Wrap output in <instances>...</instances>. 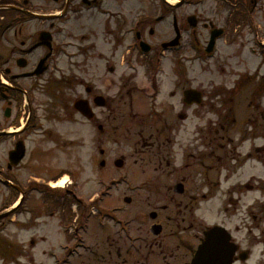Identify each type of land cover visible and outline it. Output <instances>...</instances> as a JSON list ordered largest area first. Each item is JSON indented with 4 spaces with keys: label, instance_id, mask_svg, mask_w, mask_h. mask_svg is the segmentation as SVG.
I'll use <instances>...</instances> for the list:
<instances>
[{
    "label": "flooded vegetation",
    "instance_id": "flooded-vegetation-1",
    "mask_svg": "<svg viewBox=\"0 0 264 264\" xmlns=\"http://www.w3.org/2000/svg\"><path fill=\"white\" fill-rule=\"evenodd\" d=\"M5 1L7 0H0V80L7 82L0 84V207L2 210H8L16 202L17 209L22 207V198L20 201L18 200L22 186L15 173L22 169V163L11 166L9 154L16 142L25 140L26 137L27 125L25 124L27 122L22 113L25 114L30 105L31 107L32 105L44 106V100L35 98L34 92L37 89L33 83L28 85L27 81L37 80L36 77L30 76V73L33 72L37 60L45 50L43 46L36 45L39 40V31L42 30L43 20L41 17L43 15L56 16V21H54L56 23L49 24L52 35L51 57L54 54H59L65 44L75 47L78 52L71 58L72 62L69 64L71 73L59 84L61 88H65L77 81L83 88V95L79 94L77 97L85 99L88 103L86 104L90 105L94 111L92 119L85 121L95 130H98L97 126L100 125L99 142L105 145L112 138L118 140H125L126 137L134 138L135 155L144 161V166L150 167L143 169L144 174H147L146 170H152L157 176H166V173H171L177 175L182 184V192H176L179 182L163 189L159 187L157 190L149 191L152 198L155 195V200H150V198L148 200L144 196L145 188H134L131 191H125L122 196L123 200L120 203L125 206H112L99 211H94L95 204L84 205L78 210L80 205H75V215L72 212L71 203L69 207L66 205L58 207L60 211L64 212L66 209L68 212L60 219L58 217V221L68 220L60 227L64 238L68 240V245H65L63 250L65 253L74 254L77 252L80 257L69 261L68 264H117L118 262L109 260L114 256L116 258L127 256L120 264H191L196 248L203 239L204 229L207 228L199 214L200 205L218 182L208 181L209 171H205L200 187L194 184L196 180H191L193 171L190 169L197 164H204L202 158H198V160L193 158L197 157V154H190L186 151L182 164L172 166L170 152L175 143L173 132L177 123L175 118L179 119L189 107H193L195 110L214 111L215 104L213 100L208 99L212 97L210 95L212 93L213 96L219 93L232 97L239 96L241 92H247L250 101L248 106L254 107L253 111L262 115L261 99L264 95V73L259 70L264 65V0H211L219 11L226 12L221 14L223 19L225 18V24L221 26V38L229 35L232 40V37L239 36L238 28H233V26L239 27L240 24H244L245 34L243 40L240 39L241 44L247 45L255 42L259 46L261 57H259L255 69L243 71L237 79L233 80L232 86L227 89L220 87L221 82L212 86L214 88L211 87V89L214 91L210 92L204 90L205 88L201 84L189 85V81L186 79L185 63L192 61L193 57L185 56V59H181L182 63H172L173 65L179 64L177 68H173L177 73L171 72V68L168 67L175 82L173 88L167 92V98H164L163 101H159L157 98L156 103L149 107L148 103L143 102L145 99L146 101L150 99L153 89H159L160 95L162 94L161 75L166 73L164 67H162L163 74L156 71L157 42L159 44L169 42L172 39L169 31H173V28L180 33L188 32L190 35L192 34L188 48L192 47L193 54H197V59L202 58L200 55L202 47L199 44L198 36H196L197 28L201 27L208 32L210 25H216L215 21L209 18H206L209 21L207 24L202 21L204 18L201 6L204 0H173V2L171 0H54L58 10H51L47 14L34 10L29 6L28 0H16L14 8L11 9L6 8ZM83 15L92 16V18L98 17V20L93 19L95 27L91 28L86 24L87 33H84V26L81 28L82 32H78L75 25L73 27L68 25L66 31L59 29L58 22L63 18L67 17L69 21L71 19L77 21V18ZM190 15L194 16L193 19L196 22V26L192 28L189 27L187 21ZM231 15L233 19H231ZM30 16L35 18L28 19ZM235 21L238 23L235 24ZM32 23L31 31L28 28ZM81 25L84 24L81 23ZM163 26L168 30L167 40H160L165 31ZM107 33L110 40L108 50L90 51L97 43H106ZM72 40H76L77 43ZM140 41L148 44L151 55L124 56L122 54V47L127 52L130 43L140 48ZM124 43H126L125 46ZM33 46L35 47L32 49ZM180 47L181 53H183L184 42H181ZM118 48L120 51L118 57L120 73L118 79H115L116 68L113 56ZM90 52L93 53L91 56ZM34 55L38 57L34 59ZM127 63L136 67L128 69L125 65ZM123 65L124 69H122ZM53 68L57 69V65L53 64L52 71L54 72L52 74L58 72ZM138 69L141 70L146 85L143 80L137 78L136 70ZM75 71H82V75ZM106 74L115 79L112 87L118 80V86L114 93L108 92L110 89L105 85ZM42 78L54 79L49 72H46ZM177 82H180V86L176 84ZM188 87L201 91L202 100L198 105L188 106L182 100V92ZM42 94H50L53 98L49 99L50 103L57 102V106L62 107L61 110L65 112L66 116L68 105H64L65 99L59 95V91L57 94L43 91ZM97 96L104 98L102 107L95 106ZM22 99H24V105L27 106L23 111ZM172 99L175 100L172 101ZM254 99L258 101V104ZM72 100L74 99H70V102ZM253 103L256 105L253 106ZM97 108H99L98 111ZM44 112L47 116L48 113L45 110ZM97 114L99 115L97 116ZM22 125L24 126L22 127ZM219 125L222 129L225 128L222 123ZM219 130L212 131L211 137L206 136V145L210 148L203 156L213 166H219L218 163L223 161L220 155L214 156L220 149L217 139ZM231 146L233 149L237 148L236 145ZM222 149H225V146ZM103 150V154L107 156V150ZM257 154L264 156V151L260 149ZM229 156L230 153H227L225 160ZM226 177L228 176L226 175ZM6 182H9L10 185ZM203 185L206 188L204 194L199 192ZM50 192L61 195V192L58 191ZM62 198V202H65L64 196ZM225 204H227L226 207ZM234 205L235 201L224 193L220 207L222 209L225 207L224 214H228V216L226 215L228 222L233 220ZM126 208L133 213L131 214L133 217H126ZM134 208L139 210L136 211ZM89 210H92V214ZM118 215L120 219L117 218ZM107 218L115 219L117 222V225L110 226L114 235L110 248L106 245L99 246L90 240L92 230L103 234L102 231L107 228ZM138 218L145 220V223L139 230H136L134 220L138 221ZM220 225L225 227L223 224ZM108 240L109 236L105 239V243ZM232 241L237 246L233 264H244L246 260L239 259L240 253L248 251V258L250 257L251 239L245 236L232 237ZM117 243H121V245ZM262 257L263 260L259 263L264 264V253ZM86 258H88V262L84 261Z\"/></svg>",
    "mask_w": 264,
    "mask_h": 264
},
{
    "label": "rangeland",
    "instance_id": "rangeland-1",
    "mask_svg": "<svg viewBox=\"0 0 264 264\" xmlns=\"http://www.w3.org/2000/svg\"><path fill=\"white\" fill-rule=\"evenodd\" d=\"M28 1L29 5L34 10L44 14L50 13L51 10H57L54 9L57 4L52 0ZM156 5L155 3V7ZM201 7L204 18L202 21L206 24L209 22L206 18L215 21L216 25L214 28H221V26L225 24V18L223 19L221 14L226 12L219 11L211 0H204ZM77 19V21H73L72 19L69 21L68 18L65 17L60 21L64 24L60 25L63 26L65 30H67L68 25L71 27L75 25L77 26L76 30L78 32H82L83 30L81 28L84 26V33H87L86 24L91 28L95 27L93 19L98 20V17L92 18V16L83 15ZM80 20L84 25H81ZM236 23L235 21V24ZM43 24L47 23L43 22ZM242 26L243 29L240 31L239 36L232 37V40H230L228 35L219 40L217 53L213 55V60L208 61L206 64H202L200 61L193 64L185 63V70L187 69V73L192 76L191 79H194L192 84L202 83L203 87L210 84V87H212L222 82L224 85L220 86L225 89L226 87L232 86L233 80L238 78L240 71H252L257 67V62L259 60L257 54H250L248 52L250 51L248 48L252 45L244 44L243 46L241 44L240 39L243 40V35L245 34L244 25ZM163 28L165 31L160 40H167L168 30L165 29V26H163ZM169 32L172 37L175 36L174 32ZM180 34L183 37L181 42H184V50L181 54L180 51L167 54L169 60L165 59L163 61V67L166 73L161 75L162 94L158 97L159 101H163L164 98H167V92L173 88L175 82L174 77L169 73L168 67L171 68V72H176L173 68H177L179 64L173 65L172 63H182L181 59H185V56H190L192 54V50L188 48V42L190 41V37L192 38V34L190 35L188 32H182ZM208 34L209 31L207 32L201 27L197 28L196 36H198V40L200 41L199 44L204 50L207 44ZM108 38L109 34L107 33L106 43L99 42V44L97 43L90 51L94 52L96 49L108 50L110 42ZM72 41L77 43L76 40ZM125 44L126 43H124V46ZM158 45L159 42H157L156 46ZM67 49L69 51H65L56 63L58 70L53 68L55 71H58L53 76L55 79L50 81L43 89L51 94H57L59 91V95L64 97L65 104L69 106L70 99H76L79 94L83 95V88L79 86L77 81L64 89L61 88L59 83L57 84L58 81L56 80L58 79V75L63 78V76H67L69 72L68 56L70 52L78 53L75 47L73 49L68 47ZM185 51L186 53H184ZM255 51H258V48H255ZM121 52L124 56L126 55V50L123 47ZM119 53L120 51L118 48L116 54L113 56L116 68L115 79H118L120 73L118 66ZM92 54V52L89 53L90 56ZM37 57V55L33 56L34 59ZM226 57H230L232 61H229ZM124 68L125 66L123 65L122 69ZM61 71H64V74ZM259 71L264 73V67H261ZM53 72L54 71H52L50 75ZM75 72L82 75V71ZM136 74L137 78L143 80L146 85L140 69L137 70ZM180 74H182L181 71ZM114 78L109 74L105 75V85L110 89L108 90L110 93H114L118 86V80H116L115 86L112 87V83L115 81ZM212 81L213 83L211 84L210 82ZM32 82L33 81H29L27 84L32 85ZM41 83L44 84L45 82L41 81ZM176 84L180 86V82ZM54 85L57 91L54 90ZM210 87L205 88V90H212ZM43 89L39 88L34 92L36 99L44 100V102L42 101L44 106L35 107V109H37L36 115L38 119L35 126L30 127V130L26 133L25 142L27 153L22 161V169L15 172L20 179L22 191L24 189L27 190L28 186L33 188L27 192H25V190L24 193L22 192V215L16 216L15 223L7 225L3 231H1L3 227L1 225L2 222H0V250L11 249V255L4 257V260L0 252V264H53V259L49 255V252H56L58 244H64L68 241L62 236L60 230L61 225L68 220L65 222L57 220L58 217L60 219L62 215L64 216V214L66 215L68 212L66 209L62 212L58 207L61 205L69 207L70 203L71 206L76 203L75 205H80L77 208L78 210L84 205L94 204L95 199L101 201L98 202V206L95 203V209H100V206L107 208L120 203L118 201L121 200L122 196L125 194V191L121 189L123 187L118 186L117 189H120V191L116 194L113 192V195L109 197V190L106 188L103 189L107 181L113 179L120 180L123 178L121 175L124 174L128 180L130 179L128 181L130 185H138L145 188L143 194L148 200L149 198L150 200L156 199L155 195L154 198L149 195V191H153L154 189L157 190L159 187L163 189L168 185H174L179 182L178 176L171 173H166V176L161 177L154 175L152 170H146L147 174H144L143 167H138V164L135 162L137 156L134 153L136 149L134 138L126 137L125 140L112 138L109 143L105 145L100 144L98 130L93 129V127L88 125L87 122L79 116V114H75L68 108L66 109L67 113L65 116V112L61 110L62 107L59 108L57 106V102L50 103L49 99H53L50 94H42L44 91ZM210 95H212V97L208 99L213 100L215 104L214 112L211 113L205 110H186L184 112L187 115L185 120H179L177 117L175 118L177 123L173 131L175 143L171 147V163L172 166H180L183 162L184 152L186 151L190 154H197V157H193L197 158V160L198 158L203 159L204 164H197L191 167L190 171H193L191 180H196L194 184L200 187L198 182L204 178L205 171H209V178L207 177V180L218 182V186L211 191L212 195L216 196L217 193L223 194L225 192H230L228 195H232L233 199H238V203L235 206L236 208L232 211L234 214L233 224L230 222L227 223L226 219H224V224L231 229L232 233L238 234L237 236H245L251 239L250 250L252 255L244 264H262L259 262L262 261L264 250V156H260L261 160L258 159L256 161L251 159L250 162H246L242 159L244 156L241 154H246L247 152L253 153V146L264 145V119H261V122L257 123L255 118L258 116L257 113L252 114V122H248L250 118L246 120L248 115L253 111L252 108L245 105V101H249L247 92H241L238 98L237 96H232L231 98L234 103H237L239 100L240 103L245 105V111L240 108L239 111L235 112L234 126L236 129L239 127L242 128L244 122V129H242L241 132H235L234 130L231 131V126L228 127L227 131L218 133V148L220 149L214 156L218 157L217 155H220L223 161L218 163L219 166H213V164L203 156L210 148L206 145L207 139H204V135L211 137L212 131L221 129L219 125L221 120L226 118L232 120V115L228 112H224V109H222L226 106L225 104L228 101V96L223 98V95L215 97L213 93ZM174 100L175 99H172V101ZM255 102L258 104V101L255 100ZM143 103L147 104L146 99ZM220 104L221 108L219 107ZM261 104L264 107V97L262 98ZM98 109L99 108L96 110L98 111ZM220 109L222 111H219ZM44 110L46 112L49 110L50 114L47 112L48 114L45 116L46 113ZM23 115L26 116V114ZM98 115L99 114H97V116ZM217 118L219 119L218 121H216ZM254 123L256 126H254ZM198 128L204 129L200 132ZM249 129H252L251 132H249ZM221 137H224V139H221ZM232 138L235 140L234 143L239 145L238 149L232 148ZM244 140L246 141L244 142ZM223 146H225V149H222ZM99 148L106 149L107 156H100ZM227 153H230V156L225 160V155ZM121 156L125 159L122 170L113 165V161ZM101 158L105 160L104 167L98 166V162ZM193 158H190V160H193ZM260 161L263 164H260ZM63 173H67L69 182H73L72 185H68L69 196H65V202L59 200V196L54 198V196L48 192L49 187L47 188L46 185L49 181H51L50 183H54L53 181L57 178L66 176L62 175ZM226 175L228 177H226ZM245 183L252 185L253 189L251 192L246 190L244 187ZM256 187L259 191L255 189ZM117 189H112L111 191ZM199 191L201 192L200 189ZM64 193L68 194V192ZM78 202L79 204H77ZM134 209L136 211L139 210L137 208ZM75 210L74 208V215L76 213ZM131 214L133 213L126 208V217H133ZM200 216L205 226L212 225L214 222H217L218 219L219 221L223 220L218 213V201L216 198L201 204ZM246 216L253 218V225L248 223ZM238 217L239 220L244 218V225L236 222ZM260 221H262V224L259 225ZM144 223L145 220L143 221V219L138 218V221L135 219L134 225L136 230H139ZM236 227L240 229H236ZM247 228L250 229L248 230ZM102 232L103 234H100L92 230L90 233V240L99 246L106 245L110 248L114 240L113 229L107 226ZM107 236H109V240L105 243ZM3 239L9 242V245H6ZM117 244L121 245V243ZM17 249H21L22 252L19 253L15 251ZM126 257L127 256L116 258L114 256L109 260L120 264ZM84 261L88 262V258Z\"/></svg>",
    "mask_w": 264,
    "mask_h": 264
},
{
    "label": "water",
    "instance_id": "water-1",
    "mask_svg": "<svg viewBox=\"0 0 264 264\" xmlns=\"http://www.w3.org/2000/svg\"><path fill=\"white\" fill-rule=\"evenodd\" d=\"M84 112L83 106H79ZM24 148L22 147V156ZM103 162H101V166ZM226 236L221 231L215 229L207 233L205 242L199 250L195 264H230L233 248L227 244Z\"/></svg>",
    "mask_w": 264,
    "mask_h": 264
},
{
    "label": "bare ground",
    "instance_id": "bare-ground-1",
    "mask_svg": "<svg viewBox=\"0 0 264 264\" xmlns=\"http://www.w3.org/2000/svg\"><path fill=\"white\" fill-rule=\"evenodd\" d=\"M67 180H68L67 177L64 176L61 179H59L54 185L57 186V187H62V186L65 185Z\"/></svg>",
    "mask_w": 264,
    "mask_h": 264
}]
</instances>
